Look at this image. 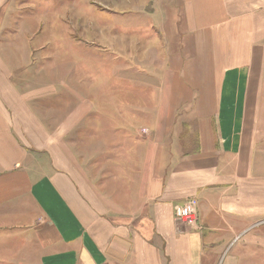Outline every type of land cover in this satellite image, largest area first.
Masks as SVG:
<instances>
[{"label":"crops","instance_id":"crops-1","mask_svg":"<svg viewBox=\"0 0 264 264\" xmlns=\"http://www.w3.org/2000/svg\"><path fill=\"white\" fill-rule=\"evenodd\" d=\"M113 1L109 76L73 81L0 0V264H236L264 218V0Z\"/></svg>","mask_w":264,"mask_h":264},{"label":"rangeland","instance_id":"rangeland-1","mask_svg":"<svg viewBox=\"0 0 264 264\" xmlns=\"http://www.w3.org/2000/svg\"><path fill=\"white\" fill-rule=\"evenodd\" d=\"M7 2L12 12L16 9L17 18H21L18 28L23 26L17 29L18 33L16 30L12 32L17 33L23 41L31 38L30 44L37 50L35 54L39 58L46 55L43 56L47 57L45 62H38L39 67L43 66L40 68L45 69L47 63L55 67L62 65L61 70L73 81H78L80 72L93 73L95 67L109 76L111 66L108 59L112 56L110 43L105 45L101 43L96 25L107 27L115 21L122 23L127 21L128 16L127 13L110 9V6L115 4L113 0H7ZM117 2L124 4L126 1ZM82 20L93 23L92 31L88 32L90 40H86L83 35L84 31L80 24ZM125 29L119 31L120 35H126ZM14 36L15 34L11 38ZM107 38L111 39V36ZM15 44L18 47L19 41ZM123 58L125 61V57ZM62 60H65L64 64ZM249 224L245 233L232 239L230 248H240L236 257L233 255L236 264L238 258L241 264H264V218L260 222Z\"/></svg>","mask_w":264,"mask_h":264},{"label":"built area","instance_id":"built-area-1","mask_svg":"<svg viewBox=\"0 0 264 264\" xmlns=\"http://www.w3.org/2000/svg\"><path fill=\"white\" fill-rule=\"evenodd\" d=\"M176 218L188 225L199 226L198 202L196 200H188L176 212Z\"/></svg>","mask_w":264,"mask_h":264}]
</instances>
